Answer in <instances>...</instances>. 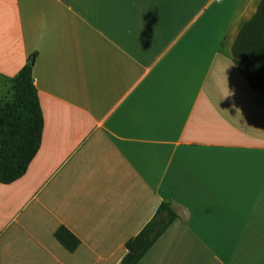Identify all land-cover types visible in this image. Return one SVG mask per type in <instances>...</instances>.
Segmentation results:
<instances>
[{
  "label": "crops",
  "instance_id": "0c3cea01",
  "mask_svg": "<svg viewBox=\"0 0 264 264\" xmlns=\"http://www.w3.org/2000/svg\"><path fill=\"white\" fill-rule=\"evenodd\" d=\"M259 1L0 0V105L34 53L43 114L0 182V264H118L167 199L136 264H264V90L231 57Z\"/></svg>",
  "mask_w": 264,
  "mask_h": 264
},
{
  "label": "trees",
  "instance_id": "16d2710c",
  "mask_svg": "<svg viewBox=\"0 0 264 264\" xmlns=\"http://www.w3.org/2000/svg\"><path fill=\"white\" fill-rule=\"evenodd\" d=\"M231 57L249 86L264 90V0L237 31ZM33 63L34 53L14 75L12 99L0 105V182L20 177L40 145L43 114L33 82ZM176 217L173 202L162 200L139 231L125 240L118 264H136ZM54 235L68 250L79 243L64 225L58 226Z\"/></svg>",
  "mask_w": 264,
  "mask_h": 264
}]
</instances>
